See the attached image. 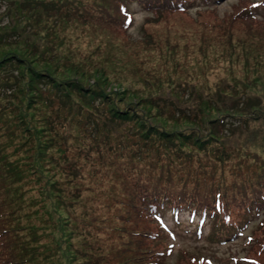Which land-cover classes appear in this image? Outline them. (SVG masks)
Instances as JSON below:
<instances>
[{"label": "rangeland", "instance_id": "rangeland-1", "mask_svg": "<svg viewBox=\"0 0 264 264\" xmlns=\"http://www.w3.org/2000/svg\"><path fill=\"white\" fill-rule=\"evenodd\" d=\"M0 1V18L8 21L0 25V64L15 53L21 58L17 75L22 73V78L15 76L16 90H0V264H264V209L244 223L241 236L237 233L222 245L185 232L172 243L169 239L155 243L150 236L147 240L133 233L127 218L142 212L134 177L139 164L135 157L145 148L138 135L127 140L129 129L143 133L142 120L171 131L193 127L181 118L160 125L163 119L149 114L152 106H142L144 97L176 100L190 90L206 97L222 91V85L226 91L231 62L228 58L217 62L224 51L218 40L220 21L253 3L264 7V0H218L210 9L180 13L119 11L114 17L124 22L111 20L112 26L96 20L111 13L110 0H62V9L69 2L72 8L88 2L102 9L87 8L79 18L50 13L43 9L50 4H36L40 0H30L32 9ZM256 12L261 13L257 18H245V25L237 23L233 29L234 39L243 42L235 52L245 62L233 63L232 69L243 79L244 64L251 62L247 55L258 56L264 75V8ZM100 39L102 48L112 42V58L97 48ZM46 72L51 75L49 88L61 97L65 94V104L34 84L32 78L38 80ZM219 79L224 83L218 84ZM92 96L101 97L103 105L91 104ZM131 109L139 122L131 116L123 123L109 120L112 110ZM254 125L264 128V120ZM236 140L248 142L241 158L248 153L264 162L260 134L248 131ZM235 158L232 155L231 164ZM8 166L17 173L11 185L4 179ZM249 173L254 174L253 169ZM5 189L15 193L13 201L3 199ZM205 193L207 197H198L212 204L227 197L222 192ZM227 198L230 204L235 200L232 192ZM241 202L239 198L236 204ZM6 211L9 216L2 218ZM147 220L151 218L139 221V229L158 232V226ZM8 249L17 261L8 256Z\"/></svg>", "mask_w": 264, "mask_h": 264}, {"label": "trees", "instance_id": "trees-1", "mask_svg": "<svg viewBox=\"0 0 264 264\" xmlns=\"http://www.w3.org/2000/svg\"><path fill=\"white\" fill-rule=\"evenodd\" d=\"M5 1L10 5L22 3L23 7L27 5L28 9H32L30 0ZM110 1L112 3L111 13L101 14L96 19L100 25L110 23L112 26L111 20L123 23V19L114 17L119 11L133 14L131 12L134 10L155 9L161 13L171 11L180 13V11L187 12L194 8L197 10L198 8L201 10L210 9L218 0ZM61 2L62 0H48V2L40 0L36 1V4L40 3L41 6L50 4L43 9H47L50 13L63 12V15H67L68 18L83 17L87 8H94L98 12L102 10L88 2L79 3L75 8L71 7L73 2H69L65 6L66 9H62L64 5H61ZM33 7L35 8V6ZM262 8L264 7L253 3L244 11L237 12L235 16L220 21L222 34L218 35V40H220L224 51L218 56L217 62L225 61L227 58L231 62L228 79L231 82L224 83L221 79L218 81V84H226V91L222 85V91L216 89L215 93L209 92L206 97L197 91L190 90V92L183 94V98L176 100L153 95L144 97V101L141 102L142 106H152L154 111L149 113L151 116L163 119L159 123L160 125H166L170 120H179L178 118L185 119L191 126L193 125L187 129L171 131L147 120H142L139 127H143V133L137 129H129L131 134L127 140L130 141L134 135H138L141 139L140 144L145 147L135 157L139 164L136 167L137 173L134 177V188L138 191V198L142 203L139 208L142 209V212L130 213L132 215L127 216L130 229L133 230V233L140 234L142 239L148 240L150 236V239L155 243L166 242L167 239L172 243L174 237L170 233L179 236L186 224L172 227L169 223H181V219H169L174 213L194 212L195 215L181 216L192 220L205 217V222L209 223L211 232L202 237L206 238L210 244H222L229 238L236 237L237 233L242 234L241 229L246 222H249L260 210L264 209V162L248 153H245L241 158L240 152L244 151L248 142L242 144L236 140L242 133L254 131L260 134L261 142H264V128L254 125V123L264 120V75L260 74L257 55L246 56L251 62L244 64L243 75H246L245 79L234 75L232 69L233 63L239 60L244 61L243 56L235 52V49L243 45V42L238 40L239 38L234 39L233 29L237 23L245 25V18H257L261 13L256 11L257 9L262 11ZM0 15L3 16L1 11ZM60 21H63L62 16H60ZM7 22H3L0 18V25ZM253 25L250 24L248 27L254 28ZM0 28V30L3 29L1 26ZM233 41L237 45L233 46ZM102 42V39L98 41L97 48L103 49L104 52L107 51L109 57L112 58V53L115 50L112 42H107L105 48H102ZM20 59L15 53H9L0 64V90L12 91L17 89L15 76L22 78V73L17 75L16 69V65L21 63ZM50 76L46 72L40 75L38 80L32 79L35 85H40L46 88V91L53 92L52 98L59 104H65L67 100L65 94L62 93L63 97H61L58 92H55L56 90L49 88V84L52 83ZM91 99V104L103 105L101 97L93 99L92 96ZM48 102L46 101V104ZM57 109L61 110L62 106L59 105ZM111 112L112 116L109 120L114 123H123V119L130 116L133 118L132 121L139 122L135 109L128 112L119 110H112ZM199 126L206 130L204 132L199 131ZM146 132L149 134H145ZM232 139L234 140L230 145ZM232 155L236 157L234 164L230 163ZM250 168L253 169L254 174L249 173ZM116 176L119 180L124 179L121 175ZM15 177H17V173H14L12 167L8 166L4 173V179L10 182L8 185H11V181ZM1 180L2 174L0 173ZM124 191L125 195H130L127 189ZM205 191L210 193L222 192V196L226 195L227 197L232 192L236 201H239V198L242 199V205L236 204L235 200H232L230 204L227 197H221L213 204L209 203L207 200L198 197L199 195L207 197ZM1 196L5 201L11 202L14 200L15 193L5 189ZM110 201L118 204V200L110 199ZM3 214H7V216L4 217ZM8 216L9 211L1 213L2 218ZM147 217L151 218V221L147 220L148 222H153L158 226V232L147 234L139 229V221ZM213 218H219V220L217 219L218 225ZM223 223H226V228H224ZM4 231L7 232L8 230L4 229ZM57 242L60 245L59 249H61V240L58 239ZM11 250L8 249V256L17 261ZM61 260L64 259L61 258ZM124 262L127 263L129 260L125 259ZM146 263H152V261Z\"/></svg>", "mask_w": 264, "mask_h": 264}]
</instances>
